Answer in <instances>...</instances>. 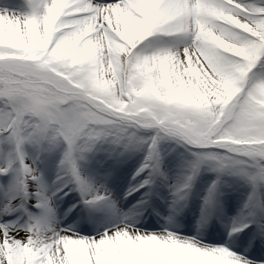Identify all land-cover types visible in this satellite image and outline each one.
I'll list each match as a JSON object with an SVG mask.
<instances>
[{
  "label": "snow or ice",
  "instance_id": "snow-or-ice-1",
  "mask_svg": "<svg viewBox=\"0 0 264 264\" xmlns=\"http://www.w3.org/2000/svg\"><path fill=\"white\" fill-rule=\"evenodd\" d=\"M0 264H264V0H0Z\"/></svg>",
  "mask_w": 264,
  "mask_h": 264
}]
</instances>
